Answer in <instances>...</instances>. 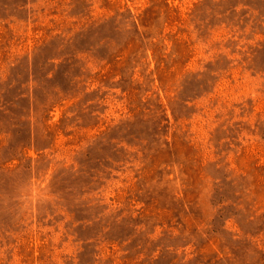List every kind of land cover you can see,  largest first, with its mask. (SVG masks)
Wrapping results in <instances>:
<instances>
[{"label": "rangeland", "instance_id": "374dc122", "mask_svg": "<svg viewBox=\"0 0 264 264\" xmlns=\"http://www.w3.org/2000/svg\"><path fill=\"white\" fill-rule=\"evenodd\" d=\"M0 264H264V0H0Z\"/></svg>", "mask_w": 264, "mask_h": 264}]
</instances>
